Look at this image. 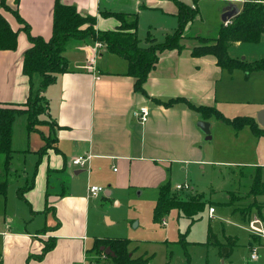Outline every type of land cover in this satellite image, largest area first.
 <instances>
[{
  "label": "crops",
  "instance_id": "obj_1",
  "mask_svg": "<svg viewBox=\"0 0 264 264\" xmlns=\"http://www.w3.org/2000/svg\"><path fill=\"white\" fill-rule=\"evenodd\" d=\"M56 1L19 0L16 5L15 0H6V4L18 10L21 19L29 25L31 35L49 39L52 35ZM130 1L139 9L148 6L145 0ZM157 1L160 4L161 1L167 0ZM225 1L230 5L235 2L244 5L247 0ZM59 2L75 6L83 15L96 17V29L102 31L115 30L119 22L114 17L104 18L101 12L139 16V11H121L127 0H59ZM0 12L6 17L12 29L19 32L16 50L0 51V108H6L8 104H24L31 93L29 78L23 72L24 56L31 47V42L27 32L23 30L24 25L1 7V0ZM184 37L183 44L186 45L184 51L163 52L159 63L151 71L141 90L137 89L135 79L126 75L129 67L126 60L116 54L121 60L103 58L105 48L98 49L95 54V43L87 39H71L66 43L63 56L67 62V72L58 75L55 83L43 93L47 109L39 118L46 121L47 127H52L48 132L53 139L52 147L47 152L44 151V154L40 152L46 141L45 132L42 129L30 132L27 128L26 114L18 115L13 123L12 141L15 140L17 125H22L23 130L28 133V149L23 153L37 154L40 158L38 162L40 168L36 179L34 178L30 185L27 184L16 191L17 198L25 200L30 206L26 216L32 224L29 225V222L28 226H15L16 215L8 216L4 208L0 222V234L4 237L0 252L2 264H9V260L10 264H32L31 261H27L29 257H34L35 260H39L38 262H44L46 258L51 259L58 249L56 236H59V264H68L62 261L64 258L60 253L73 246L83 250L86 262H92L88 255L93 245L91 248L86 247L89 241L86 234L88 226L82 219L85 218V212L88 213L89 203L99 199L101 195L97 198L89 196V186L102 187L100 184L108 186L102 195L119 205L117 199H114L112 188L130 185L128 179L136 169L160 170L159 162L165 164L160 159L161 154L163 156L166 152L171 154V151L177 148L182 153L189 151L191 154L203 156V142L212 141L213 137L206 140L205 134L198 127L201 121L210 124V131L220 121L233 131L232 153L227 159L219 160V164L227 166L235 173L238 172V176L248 177L251 183L250 190L256 179L264 181V129L258 122L260 113L264 111V70L247 71L241 67L228 70L221 68L214 56L193 57L192 49L196 46L193 44L191 48L187 45L189 44L187 41L193 38ZM242 45L251 44L236 43L234 46ZM164 55L166 56L162 60ZM232 58L245 63L264 60ZM92 60L94 69L91 70L89 66ZM117 65L119 69L114 70ZM237 70L245 72L243 85L251 86L250 92L244 95V103H237L240 92L235 88L219 90L217 84L219 77L222 76L220 72L226 71L233 77ZM35 83L38 84L39 81L36 80ZM237 85L242 84L239 82ZM241 104L245 105V108H241ZM141 107L148 108L150 113L148 121L144 124L135 117V112ZM197 108L210 109L212 110L210 112H217L228 120L247 118L252 121L253 126L231 125L216 114L206 119ZM25 135L23 134V137ZM19 139L22 140V137ZM11 155L13 158V151ZM89 156L86 168L79 169L72 165L73 159ZM116 162H119L123 173L118 175L115 181H111L106 177V173L111 170L113 173L116 172ZM67 169L74 170L71 171L74 174L68 176L69 180H72L71 188L69 187V193L65 195L63 187L64 193L59 195V202H55L56 195L49 192L52 176L57 174V178L58 174L66 173ZM84 172H87V175L80 176ZM8 173L1 168L0 183L7 180ZM245 173H249V176ZM20 189H27L22 193L23 196L19 193ZM8 190L7 186L5 195L0 194V198L5 199V205ZM255 196L260 197L259 202L262 204L260 208L253 207L249 212L238 211L242 213L248 226L252 219L259 218L264 230L262 216L264 195ZM226 197L227 205L233 208L229 202L230 196ZM210 209L209 217L212 218L216 211L211 216ZM40 215L45 218L44 226L40 225V220L39 225L36 224ZM52 216L55 221L52 220ZM106 218L109 224H113L109 217ZM161 224L166 225L165 218ZM252 235L256 239H264V236ZM49 239L55 240V247L41 257L45 242ZM96 239L100 238L94 240ZM102 264L110 263L103 260Z\"/></svg>",
  "mask_w": 264,
  "mask_h": 264
},
{
  "label": "rangeland",
  "instance_id": "obj_2",
  "mask_svg": "<svg viewBox=\"0 0 264 264\" xmlns=\"http://www.w3.org/2000/svg\"><path fill=\"white\" fill-rule=\"evenodd\" d=\"M145 1L148 3L147 8L139 9L136 8L135 3L127 0L121 11H139L138 36L143 45L147 44L148 37L155 38L157 42L163 43L169 34H175L179 29V6L174 0L161 1L160 4L157 0ZM179 1L195 11L193 18L183 28L184 36L189 38L199 36L207 39H214L218 36V31L223 24V11L229 6L225 0ZM249 1L247 0V2ZM251 1L253 2V0ZM231 4L241 9V11L244 6L240 2ZM8 13L15 16L12 12ZM190 40L187 41L189 44L186 43L189 45L188 47L192 48L193 44L195 46L200 44L197 39ZM103 52V58L121 60L113 53L106 50ZM230 54L232 57L240 59L246 57L248 61L261 60L264 58V36L260 44L257 45L233 46L230 49ZM165 56L162 57V60ZM100 62H102V59ZM115 67L114 70L119 69L118 65ZM220 74L222 76L217 81L219 90L221 88H235L240 92V95L237 96V103H244V95L249 93L251 89V86L243 85L245 72L237 70L233 77L226 71L220 72ZM239 82L242 85H237ZM25 103L22 109L30 112L32 103ZM240 106L245 108L243 104ZM213 119L216 121L215 118ZM49 128L52 127H47L46 121L36 122L34 126V129H42L45 132V135H43L46 141L42 148L45 152L52 147L53 139L51 133H48ZM232 132V129H228L220 121L218 125L216 124L211 129L213 140L203 142V156L197 153L191 154L189 151L182 153L176 148L171 151V154L169 152H166L164 156L161 154L160 159L165 164L159 162L158 168L160 170L154 171L146 168H144L145 170H134L128 179L130 185L128 184L127 187L117 186V188L114 186L112 188L114 199H117L119 205L112 203L104 194H101L99 199L92 200L87 209L88 213L85 212V218L82 219L84 224L88 226L86 234L89 241L86 247L91 248L95 238L126 239L128 241L122 243L123 248L135 260V264H221L222 260L219 257L217 246L210 244L209 241V230L212 229L222 243L228 237L237 240V246L230 258L225 261V264H264V239L259 240L253 237L247 229L246 219L240 212H249L253 207L260 208L262 205L259 202L260 197L251 192V183L248 177L238 176V172L235 173L227 166L218 163L219 160L227 159L229 154L232 153L234 148ZM23 134L26 135L23 137ZM14 136L15 140L12 141L11 147L14 155L10 161V171L7 172L9 190L6 196V205L4 203L5 199L0 198V222L5 208L8 216L16 215L15 226H28L30 221L27 220L26 214L29 212L30 206L25 200L17 198L16 191L20 187L24 188L27 184L30 185L32 180L36 179L40 168L38 166L40 158L34 153H23L28 149V133L23 130L22 125H17ZM20 136L22 140L19 139ZM115 167L117 168L116 172L113 173L111 170L106 173V177L111 181H115L118 175L123 173L119 162H116ZM69 169L66 170V173L58 174L59 178H56L57 174L52 176L49 192L56 195L55 202H59V195L64 193L63 187H65V195L69 193L72 180H69L68 176L74 174V172L71 173L74 170ZM245 174L249 176V173ZM85 175H87V172L80 176ZM240 175L243 176V174ZM168 184H170L173 193L181 199H185L190 195L200 196L204 194L203 199L208 202H206L204 211L191 219L174 209L165 216V226L160 222H154V210L159 198L160 188ZM100 185H103L104 189L108 187L104 184ZM177 185H188L190 190L176 191L174 188ZM39 191L38 189L37 192L39 193ZM226 196H230L229 202L236 210L227 205ZM210 207L216 211L212 218L209 217ZM74 212L76 213V211ZM106 216L111 219L113 224L108 223ZM262 216L264 219V212ZM39 220L40 225L44 226L45 218L40 215L36 222L37 225H39ZM52 220H54L53 216ZM135 223L138 224L136 228H134ZM31 224L30 222L29 225ZM65 226L68 225L65 224ZM56 237V247L58 249L51 259L46 258V261L38 262L39 260H35L34 257H29L27 261H31L32 264H59V236ZM3 239L4 237L0 234V252L3 248ZM49 241L50 239L45 242L46 245ZM253 250L258 253V260L254 262L250 261ZM91 254L93 253L89 252L88 259L93 260ZM60 256L64 258L62 261L68 264L71 262L72 264H87L83 250H79L75 246L62 251ZM102 262L103 258L99 264H102ZM109 263L112 262L109 261ZM0 264H2L1 259Z\"/></svg>",
  "mask_w": 264,
  "mask_h": 264
},
{
  "label": "trees",
  "instance_id": "obj_3",
  "mask_svg": "<svg viewBox=\"0 0 264 264\" xmlns=\"http://www.w3.org/2000/svg\"><path fill=\"white\" fill-rule=\"evenodd\" d=\"M179 6V29L175 34H170L163 43L157 42L154 38L148 37L147 44L143 45L138 36V16L137 14H125L114 12H101L104 18L114 17L119 25L115 30L102 31L96 29V17L81 14L75 6L63 5L56 1L53 12V29L49 39L42 36H33L30 33L29 25L21 19L18 10L9 7L6 0H1V7L8 12L15 14V17L24 25L29 36L31 47L27 50L23 60V72L29 78L31 93L25 104L32 103L31 111H25L23 104H8L6 108H0V161L4 172L7 173L10 167L11 143L13 134V123L20 114L28 115L27 128L30 132L35 131L36 122H41L39 116L46 112L47 105L44 104L43 93L55 83L57 76L67 72V62L63 56L66 43L73 40H88L91 43H100L102 48L108 52L118 55L129 64L127 76L135 79L137 89H142L149 74L159 63L160 55L165 51L183 52L186 45L183 34L184 26L193 18L195 11L185 6L181 1L174 0ZM19 0H15L18 5ZM247 4V5H246ZM231 25L225 27L224 24L218 31V36L214 39L196 38L200 44L192 49L193 57L214 56L221 68L233 70L243 68L247 71L264 70V60L245 63L230 56V49L236 43L258 44L264 36V0H250L245 2L240 11L231 21ZM19 32L12 29L6 17L0 12V51H14L17 49ZM195 39V38H193ZM39 83L36 84L35 81ZM30 110V109H29ZM206 119L217 115L220 119L231 125L244 126L251 125L252 121L247 118H235L228 120L217 112L206 108H197ZM44 149L40 152L44 154ZM257 180V181H256ZM252 186L255 195H264V181L256 179ZM8 186L7 180L0 183V194L5 195ZM27 189H20L19 193ZM204 194L190 195L185 199L178 198L171 190L170 184L160 188L159 198L154 210V222L161 223L171 210H178L188 218H194L204 211L206 201ZM209 241L217 246L219 257L227 261L232 255L237 240L228 237L225 243H221L216 234L209 230ZM124 239H96L89 252L93 253L95 264L101 260L111 261L113 264H135V260L127 254L122 243ZM55 240L51 239L43 248L41 257L53 250ZM111 248L114 256H105L101 248ZM143 264V263H141Z\"/></svg>",
  "mask_w": 264,
  "mask_h": 264
},
{
  "label": "built area",
  "instance_id": "obj_4",
  "mask_svg": "<svg viewBox=\"0 0 264 264\" xmlns=\"http://www.w3.org/2000/svg\"><path fill=\"white\" fill-rule=\"evenodd\" d=\"M232 20L227 21L226 23H224L225 27L231 25ZM102 45L100 43H95V54L97 53L98 49H101ZM94 60H92L91 62V66H89V68L92 70L94 69ZM149 110L146 107H141L138 109L137 112H135V117H137L141 123H146L148 121L149 118ZM262 128L264 129V124L262 125ZM90 156L89 157H78L72 160V165L79 168V169H84L86 168L88 162H89ZM190 190V187L188 185H177L175 187L176 191H182V190ZM89 192V196L93 197V198H97L99 197L103 192H104V188L99 187V186H89L88 189ZM215 213V209L211 208L210 209V215L212 216ZM248 229L250 230V232L254 235H259V236H264V230L262 229L261 226V221L259 218H254L249 222V226ZM251 260L252 261H256L258 260V253L256 250H253L252 254H251ZM86 261V260H85ZM87 264H95L94 262H90Z\"/></svg>",
  "mask_w": 264,
  "mask_h": 264
},
{
  "label": "water",
  "instance_id": "obj_5",
  "mask_svg": "<svg viewBox=\"0 0 264 264\" xmlns=\"http://www.w3.org/2000/svg\"><path fill=\"white\" fill-rule=\"evenodd\" d=\"M239 13V10L236 6L234 5H230L224 9L223 11V15H222V21L223 23H226L229 20H232L237 14ZM264 119V111H262L258 117V122L260 124H264V122H262V120ZM198 127L201 129V131L205 134L206 136V140H211V131H210V124L208 122L205 121H201L198 124ZM138 226L137 223L134 224V228H136ZM101 251L106 255V256H114L113 253H111V248H101ZM221 264H225V260H222Z\"/></svg>",
  "mask_w": 264,
  "mask_h": 264
}]
</instances>
